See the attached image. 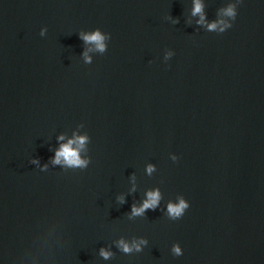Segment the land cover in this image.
<instances>
[{
  "label": "water",
  "instance_id": "obj_1",
  "mask_svg": "<svg viewBox=\"0 0 264 264\" xmlns=\"http://www.w3.org/2000/svg\"><path fill=\"white\" fill-rule=\"evenodd\" d=\"M200 3L0 0V264H264V0ZM73 133L88 166H53Z\"/></svg>",
  "mask_w": 264,
  "mask_h": 264
},
{
  "label": "clouds",
  "instance_id": "obj_2",
  "mask_svg": "<svg viewBox=\"0 0 264 264\" xmlns=\"http://www.w3.org/2000/svg\"><path fill=\"white\" fill-rule=\"evenodd\" d=\"M202 12V4L200 0H194L193 15L200 14ZM224 15L229 17L232 22L236 20L237 10L235 5H229L224 10ZM204 16H200V20L197 21L198 24H203ZM233 23L226 22L225 20H219L217 22L207 25V30L215 31L218 34L224 33L226 30L232 27ZM46 29L42 30L41 35L44 34ZM79 38L85 44H94L95 49L101 53L106 51L105 41L110 39V36H106L99 29H94L90 32L81 33ZM172 53H169L168 56H171ZM168 56L165 59H168ZM84 58L86 63H91L90 58L87 55V52L84 53ZM58 147L54 150L53 156L51 158V163L53 166H60L62 168L70 169H84L88 166L89 160L83 158L82 153L85 150V146L89 143V137L86 135H77L73 133L72 138L67 139L65 142V136L60 135L57 137ZM174 162L178 160L177 156L171 157ZM32 163H38V161L33 160ZM47 165H44L42 170H46ZM154 171V166L148 165L146 168L147 174H151ZM162 197L158 189L151 190L145 193V199L140 202L137 206L133 204L130 209V216H143L148 211H155L160 206V201ZM123 203V199H121ZM190 207L189 202L183 198L179 197L175 201H169L164 209L165 214L172 221L181 219L187 209ZM146 240L133 241L131 244L121 239L118 241L119 249L125 254H131L133 251H141V246L146 245ZM172 253L175 256H182L183 250L177 244L173 245ZM100 255L104 259H109L112 255L111 252L106 251L105 249H100Z\"/></svg>",
  "mask_w": 264,
  "mask_h": 264
}]
</instances>
